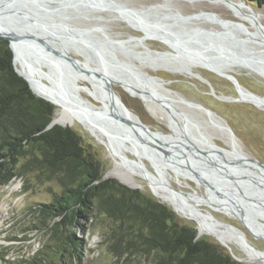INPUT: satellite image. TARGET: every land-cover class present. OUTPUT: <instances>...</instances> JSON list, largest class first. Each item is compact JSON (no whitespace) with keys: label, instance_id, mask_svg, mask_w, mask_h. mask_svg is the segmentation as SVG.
Returning <instances> with one entry per match:
<instances>
[{"label":"rangeland","instance_id":"obj_1","mask_svg":"<svg viewBox=\"0 0 264 264\" xmlns=\"http://www.w3.org/2000/svg\"><path fill=\"white\" fill-rule=\"evenodd\" d=\"M103 1L107 4L116 1L117 4L125 6L122 9L150 10L154 14H160L168 10L180 12L185 15L199 11H210L218 13L223 18L238 21H241V19L235 15L251 20L250 13L253 12L252 10H256V14L259 13L258 15H260L264 24V7L258 6L257 4L252 5L247 0L250 6L243 4L240 0ZM98 15V13H91L89 20L79 19L77 22L80 25L93 24L96 22L94 18ZM101 15L109 19H104L97 24L103 25L109 33L117 35L119 38H127L129 33L142 36V31L129 26L117 14H114V12L112 13L113 17H110L108 12H102ZM204 26L208 27L210 24L205 23ZM147 44L152 49L164 50L167 48L160 41L153 39H147ZM71 53L73 56L82 59L80 55L74 52ZM16 64L21 73L29 78L35 91L54 103L56 109L53 118L60 115L63 109L71 110L72 107L66 102L65 97L59 93L52 83H49V69L45 65L43 66L28 49L21 48V46L17 45ZM194 71L206 77L211 82L215 93L220 95L221 98L213 93L208 83L198 77H191L183 73L162 69L156 72L150 70L152 74H157L166 80H171V83L168 85L169 88L174 89L185 98L200 103L215 112L216 116L225 125L232 128L243 151L251 157L264 162V109L248 101L225 100V96L241 98L242 93L240 92V94L235 84L224 77L223 74L200 66L194 68ZM233 73L243 86L260 96H264L263 77L250 73L246 68L238 65L233 68ZM80 83L84 86H90L88 84L89 82L83 77L80 78ZM114 86L125 100L127 106L151 130L162 131L165 134L171 133V130L165 123L166 121H163L165 119L161 117L160 108L157 105L150 109L137 95L127 91L121 85L115 84ZM82 95L86 99H89L93 105L96 104L95 108L97 110L102 106L98 99L105 103L101 97L91 95L87 91L83 90ZM176 105L180 110L189 113L193 120L200 124V131L206 137L216 142L217 145L230 149L227 142L229 132L214 125L207 113L196 108H190L179 101L176 102ZM105 106L107 107L106 104ZM156 113L158 114L156 115ZM96 114L103 119L116 121L108 113L100 112ZM62 124L76 131L81 136L83 144L94 153L95 157L101 163L102 177L104 179L115 178L119 181L118 177L111 174L117 167L116 158H118L121 170L126 171L133 177L134 182L130 185H138V190L142 193L170 207L182 225H187L197 230L198 239H205L210 243L224 247L236 260L237 258L243 259L240 262L246 264H264V258H252L249 255V251L264 253V230L262 229V224H248L251 231L256 234L255 237L247 226L234 216L230 208L210 201L206 194V191H209L207 185H198L170 166L168 168L159 166L147 154L146 149H149L150 145L144 138H134L124 132L122 127H118L114 130L121 140L117 147H111L107 142L98 138L84 118L74 110L72 111V117L68 118ZM106 140L111 143V138L108 136ZM205 148L207 150L206 146ZM118 151L121 154H118ZM28 158L30 156L23 157L19 164L25 163ZM141 163L146 168L145 172L158 177L168 184L177 194V197L184 202L185 205L182 204L180 210H176L170 203L158 196L155 187L138 166ZM62 189L63 187L60 181L55 176L37 169L27 171L25 175L14 178L8 185L0 188V256L7 249L9 250V254L6 256V259H14L27 256L42 248L45 242L48 241L49 234L41 229L28 230V228L34 225V216L31 214L30 208L36 207L37 203L53 201L55 196L62 192ZM189 209L194 210L199 218L208 220L213 226H206L204 228L199 218L197 219ZM118 224L119 221L113 220L107 213L100 212L99 210L94 211L86 224V229L77 234L85 243L81 250L82 260L78 261L66 255L63 261L59 263L55 262L54 264H117L116 257L109 251L108 247L113 242V228H116ZM215 224L219 226H215ZM228 224L235 225L243 230L246 235L240 231L242 235L239 238L225 227L229 226ZM11 236H17L22 240L10 241L7 238ZM222 242L230 245L231 249ZM155 256L156 252H152L150 255L143 253L141 257L130 255L126 258L127 255H125L119 264H155L156 262L153 261Z\"/></svg>","mask_w":264,"mask_h":264},{"label":"water","instance_id":"obj_2","mask_svg":"<svg viewBox=\"0 0 264 264\" xmlns=\"http://www.w3.org/2000/svg\"><path fill=\"white\" fill-rule=\"evenodd\" d=\"M242 1L250 6L246 0ZM122 7L125 6L117 4L116 1L106 4L103 0H0V37L9 41L14 52L16 71L28 81L37 96L53 103L37 93L29 78L18 69L14 45L37 51L38 47H44L48 39L65 35L68 20L71 22L69 29L71 35L66 38L83 39L85 28L77 20H88L91 13H98L96 19H101V12L110 8L113 9L110 11L122 13L119 10ZM131 10L135 9L131 8ZM252 11L251 20L235 15L241 19L238 21L223 18L218 13L210 11L185 15L171 10L154 14L149 10L148 22L139 18L134 19L139 27L133 28L142 31L144 35L130 38L137 40L138 44L147 50L149 57L145 66L153 70L163 68L175 72L172 67H177L178 71L191 72L192 69L200 66L217 72L215 69L217 66H236L238 61H243L255 65L264 72V24L259 13L256 14V10ZM205 23L210 26H204ZM147 39L160 41L167 48L152 49L144 44ZM68 58L80 66L76 58L72 56ZM141 74L154 81L156 85L168 83L162 82V78L146 71H141ZM191 74L208 83L213 93L221 98L215 93L211 82L206 77L197 72H191ZM121 76L124 81L130 84L133 82L128 76ZM224 77L235 84L239 93L242 88L252 96L264 99V96L243 86L233 72L225 73ZM108 87L110 94L114 96L111 85ZM166 90L171 95L174 92L170 88ZM175 94L180 97L184 105L203 110L209 117L215 114L202 104L189 100L177 92ZM224 99L237 100L226 96ZM175 100L170 97L162 103L169 120L167 124L171 130L169 134L153 132L139 119L130 120L125 117V120L131 125L139 126L153 139L146 140L153 147V153L160 154L165 159L175 157L184 162L196 176L206 182L209 187L206 194L210 201L217 204L229 203L234 216L241 220L256 237L248 224H262L264 227V162L249 155L245 156L234 146L230 150L215 145L210 147L215 151L207 152L205 146H209V138L200 131L198 122H195L191 115L172 104ZM119 103L123 112L130 113L129 108L120 99ZM259 108L264 109L260 106ZM56 124L67 127L53 118L47 129ZM227 128L234 134L230 126L227 125ZM153 153L151 156L155 157ZM227 155L230 157L228 158ZM119 182L133 189L139 188L136 184L130 185L120 179ZM229 226L245 234L235 225ZM223 244L231 249L230 245ZM237 260L243 259L237 258Z\"/></svg>","mask_w":264,"mask_h":264},{"label":"trees","instance_id":"obj_3","mask_svg":"<svg viewBox=\"0 0 264 264\" xmlns=\"http://www.w3.org/2000/svg\"><path fill=\"white\" fill-rule=\"evenodd\" d=\"M247 1L264 7V0ZM55 109L16 71L9 41L0 37V188L31 169L55 176L63 187L53 201L30 208L34 225L28 230H45L48 241L14 259H6L7 249L0 264H54L66 255L81 261L85 243L77 234L96 210L119 221L108 247L117 264L125 255L152 252L155 264H246L224 247L198 239L197 230L182 225L166 204L115 178L104 179L100 161L76 131L60 124L47 129Z\"/></svg>","mask_w":264,"mask_h":264},{"label":"bare ground","instance_id":"obj_4","mask_svg":"<svg viewBox=\"0 0 264 264\" xmlns=\"http://www.w3.org/2000/svg\"><path fill=\"white\" fill-rule=\"evenodd\" d=\"M240 1L243 2L242 0H240ZM243 4H245V3L243 2ZM119 10H126V9L120 8ZM116 14L119 16V18L124 19V21L129 26L137 27V28L139 27L137 25V21H134V19L135 18L137 19L138 16L134 17V16L130 15V13H128V12L127 13L122 12V15H119L118 12ZM144 44H146V43H144ZM14 48H15V51H17V44L14 45ZM28 50L32 53V55L35 58L38 59V61L41 64H43V66L45 65L49 69V75L48 76H49L50 82L59 91V93L65 97L66 102L73 108V109L71 108V110L72 111L74 110L75 112L80 114L82 116V118H84V120L89 124L90 128L92 129V131L96 134V136L98 138L107 142L109 144V146H111V147H115V146L117 147L121 138L118 136V134L115 132L114 129L118 128L119 123L117 121H110L107 119H103L102 117H100L96 113H93L92 110L90 109V107L93 105L92 102L89 99H86L82 95V91L84 90V91H87L91 95L99 96L105 101V104L108 106L109 100H108V96L106 93L105 86L103 85V82L101 80H99L96 76H94L93 75L94 73L92 71H90L91 74L87 73V72H81V73L77 72L79 74H76V76L74 74L75 77L70 78V82L65 83V85L62 83L60 84L59 79L55 76V73H54L55 70H53V63L51 62V60L47 59V56L44 55L45 53L34 51L33 49H28ZM236 65L242 66L243 68H246L250 73L257 74V75L264 78V72L261 69H259L258 67H256L255 65L248 64V63L243 62V61H238V64H236ZM234 67L235 66L226 65L224 67L217 66L215 69L217 70V72L224 75L225 73L233 72ZM176 69H178V68L172 67V70H174L176 73L177 72L183 73V74H186L188 76L195 77L193 74H191V72H195L194 69H192L191 72L189 70L178 71ZM112 75H113L112 79H114L117 83H119L121 86H123L127 91H129V92L137 95L138 97H140L150 109H152L155 105H157L155 102H158L160 105V107H159L160 108V115H161V117H164L165 120H163V121H166L165 123L169 124L167 113L163 108H161V104H160L161 98L158 96L159 92L155 89L156 87L155 88H153V87L147 88V87L139 84L140 82H138L136 79L133 80V82L130 84L127 81H124L122 79L121 80L118 78L116 79V77H114V74H112ZM119 76H121V75H119ZM81 77L88 79V81L94 85L95 89H92L90 86H84V85L79 84L78 80H80ZM240 92L242 93L243 98L242 97L236 98L238 101L252 102L256 106H258V107L260 106V107L264 108V99L256 98V97L252 96L246 89L241 88ZM176 98L179 99V97H176ZM111 99H113V98H111ZM71 110H67V109L61 110L60 115H57V117L54 118L55 121H57L59 123H65L68 120V118L72 117V111ZM127 114L130 118L137 119V116L134 113L128 112ZM157 114L158 113H156V115ZM210 119L214 125L218 126L222 130H227L229 132V138L227 140L229 146H234L238 151L242 152L245 156L249 155L247 153L246 154L244 153V151H243L242 147L240 146L238 139L235 136V134H232V132L227 128V125H225L219 119V117L216 116V114L211 115ZM123 131L126 132L128 135L134 137V138H137V137L141 138L142 137L145 139V136L141 135L140 132H137L130 125H128V127H125V130H123ZM107 136L109 138H111V143H109L108 140H106ZM131 140L134 142L133 139H131ZM208 145L209 146H206V147L211 150L210 153L215 151L213 148H210V147H214L215 145H217L216 142L209 139ZM146 150H147V154L149 156H151V153L154 151L151 147L149 149H146ZM206 151L209 152L208 150H206ZM117 153L121 154L120 151H118ZM153 154L155 155V157H153V156H151V157L159 166H165L167 168L170 166L173 169H175L177 172L186 176L188 179H191L194 182H196L198 185H200V186L201 185H207L206 182L202 181L198 176H196V174L193 173L191 171V169L188 168V166L184 162L180 161L179 159H176L175 157H172L171 159L170 158L165 159L164 156H162L160 154H157V153H153ZM116 161H117V167L114 169V171L111 174L118 177L120 180H122L125 183H128V184L133 183L134 182L133 177L129 173H127L126 171L121 170V168L119 167L120 163H119L118 158H116ZM237 161L240 162L241 160H237ZM138 166L146 174V176L150 180L151 184L155 187V190L157 191L158 196H160L162 199H164L165 201L170 203L176 210H180V208L182 207V204H184V202L180 198L177 197V194L170 188V186L168 184H166L164 181L160 180L158 177L153 176L152 174L145 172L146 168H145L143 163L138 164ZM220 204L225 205L228 208L230 207L229 203H227V202H222ZM189 210L191 211V213L193 215L196 216L197 219L199 218V216L197 215V213L194 210H192V209H189ZM199 221L204 228H206V226H210V227L213 226V224L210 223L206 219L199 218ZM249 224H252V223H249ZM215 226H219V225L215 224ZM225 227L231 233H233L236 236H238L239 238H241L240 236L242 234L240 231H237L235 228L233 229L230 226H225ZM262 229L264 230V227H262ZM241 242L244 243L243 241H241ZM249 255L252 258H264V253H262V252L249 251Z\"/></svg>","mask_w":264,"mask_h":264},{"label":"flooded vegetation","instance_id":"obj_5","mask_svg":"<svg viewBox=\"0 0 264 264\" xmlns=\"http://www.w3.org/2000/svg\"><path fill=\"white\" fill-rule=\"evenodd\" d=\"M120 11L124 13L128 12L130 13V15L134 17L138 15V18L141 19L142 21H146V22L149 21L148 18L149 10H138L137 12H135L136 10H120ZM103 12H108L109 16L113 17L112 16L113 11L105 10ZM116 13L117 12H114V14ZM118 14L122 15V13H118ZM96 17L94 18V20L96 21L95 23L82 25L85 28V33L84 35H82L83 39L66 38L71 35L69 30L71 26V22L68 20L65 27L66 34L63 35L62 37L48 39L44 47H38L37 51L45 53L44 55L47 56V59L51 60V62L53 63V70H55L54 71L55 76L59 79L60 84L62 83L65 85V83L70 82V78L75 77L76 74H79L81 72H87L91 74L90 71H92L94 73L93 75L103 82L109 100L108 106L106 107L105 103L102 100L98 99L101 102L102 106L100 107L99 110H97L95 108L96 104H94L93 106L90 107L92 112L108 113L113 120H116L119 123L118 127H122V129L125 130V127H128V125H130L137 132H140L141 135L145 136L144 139L145 141L146 140L152 141L153 139L150 138L139 126L131 125L127 123V121L125 120L126 119L125 117H127L130 120L139 119L143 122V120L127 106L123 97L115 89L114 85L115 84L120 85V84L117 83L114 79H112L113 76L112 74H114V77H116V79L118 78L121 80L122 76L119 75H124V76H128L131 80L136 79L138 82H140L139 84L147 88L156 87L155 89L159 92L158 96L161 98L160 101L161 108H163L162 105L163 101L169 99L170 97L176 99L175 101L172 102V104L178 108L176 102L178 101L181 102L180 97L175 94V92L177 91H175L172 88H170L174 91L172 95L167 93L166 89L169 88L168 85L171 83V80H166L164 77L157 74H152L150 72V70L156 72L159 69L153 70L150 67L145 66V64L147 63V59L149 57L147 50L143 46L139 45L137 40H132L130 38L132 36H137V35L129 33L127 35V38H119V36L106 31L103 25L97 24L98 22L109 18L106 17L104 18V16L102 15H101V19H96ZM143 35L144 33L142 32V36ZM145 43L147 44V41ZM147 45L149 46V44ZM70 52H74L75 54L80 55L82 59L73 56L72 53ZM68 56H72L76 58L79 61L80 66L74 63L72 60H70ZM162 70H166V69L162 68ZM141 71H146L153 76L160 77L163 79L162 82H168V83H163V84L160 83L159 85H156L154 81L150 80L147 76L141 74ZM86 80L88 81V79ZM78 82H80V80H78ZM88 84L90 85V87H92V89H95L94 85L91 82H89ZM109 85H111L113 89L114 96L110 94L108 87ZM176 97H179V99H177ZM119 99L129 108L131 113H134L137 116V119L130 118L126 112H123L120 109ZM155 103L159 108L160 107L159 103L158 102ZM113 111L116 112L114 113ZM144 124L151 130V128L146 123ZM153 132H161L162 135L165 134L162 131H153ZM150 147L152 148V146ZM231 147L232 146H230V150L232 149ZM207 150L209 152L211 151L208 148Z\"/></svg>","mask_w":264,"mask_h":264}]
</instances>
